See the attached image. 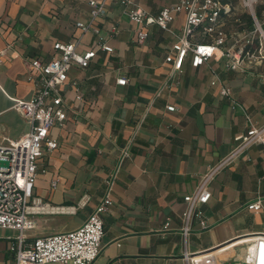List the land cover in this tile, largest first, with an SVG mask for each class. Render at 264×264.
<instances>
[{"label":"crops","instance_id":"crops-1","mask_svg":"<svg viewBox=\"0 0 264 264\" xmlns=\"http://www.w3.org/2000/svg\"><path fill=\"white\" fill-rule=\"evenodd\" d=\"M132 1L150 15L175 2ZM104 3L105 13L94 25L111 51H96L84 69H67V81L76 83L81 101L73 100L67 85L60 87L67 118L48 131L56 148L43 147L37 159L31 197L40 208L26 215L30 227L24 234L32 238L79 226L103 195V181L132 125L141 119L111 187V205L100 216L101 246L91 264H184V252L209 250L215 251V264H244L245 243L264 233L260 144H249L209 182L208 200L199 206L206 229L192 219L183 240L180 214L183 195L193 190L208 165L228 155L232 138L246 131L244 115L254 125L264 122V59L230 69L224 57L198 67H191L186 57L181 71L169 75L165 56L180 33L183 13L174 15L168 30L149 25L147 37L138 43L134 34L139 25L124 10L112 8L122 5L119 0ZM88 19L85 0H0V141L18 139L28 130L12 104L32 95L29 60L52 58L51 44L74 39V23ZM94 38L82 34L76 51L90 47ZM190 39L204 43L209 37L197 28ZM119 77L126 79L123 85L116 83ZM220 86L229 88L234 104L219 94ZM166 105L173 111H166ZM255 199L261 208L246 209ZM15 234L0 228V264H12L7 237Z\"/></svg>","mask_w":264,"mask_h":264},{"label":"built area","instance_id":"built-area-1","mask_svg":"<svg viewBox=\"0 0 264 264\" xmlns=\"http://www.w3.org/2000/svg\"><path fill=\"white\" fill-rule=\"evenodd\" d=\"M253 0H240L241 6L252 18V29L241 35H227L221 29L219 16L227 11L228 6L218 0H175L174 4L161 8L157 14L150 15L133 3L132 0H119L126 6L124 15L138 24L134 41L142 42L147 37V27L156 25L168 30L169 23L177 13H183L180 33L172 43L165 61L170 63L169 75L180 72L183 61L188 57L191 67H198L208 59L225 58V65L230 69H243L264 59V28L253 14ZM89 7V19L76 21L74 26L78 34L69 42L54 41L51 44L53 56L49 60L31 58L29 68L34 76L32 95L25 100L13 101L12 107L28 123V130L15 140L0 141V228L14 230L16 234L7 237V252L12 264H47L70 263L91 264L99 253L103 227L101 214L111 205L110 192L121 163L129 156V147L139 131L141 119L132 125L129 135L120 147L114 169L104 179V193L94 205L84 221L74 229L51 235L28 238L24 230L30 227L27 214L32 209H39L38 201L31 197V190L37 173V159L45 147L56 148L57 143L48 136L50 127L62 126L67 118L66 101L60 93V87L67 85L73 91V100L81 101L76 83L67 81V69L70 65L86 68L96 51L110 52L104 39L99 36L95 20L105 13L104 0H85ZM200 28L209 41L193 42L194 30ZM95 35L92 45L82 52L76 51L82 34ZM229 40V42H228ZM216 80V79H215ZM126 79L119 77L116 83L123 85ZM219 94L230 99V90L220 86ZM159 95V91L155 96ZM230 102H235L230 99ZM166 111H173V106L166 105ZM248 126L244 133L235 135L233 146L224 158L208 165L199 176L193 190L183 195V210L180 214L179 233L184 240L190 233V222L196 219L199 229L208 227L199 206L207 202L208 184L215 174L233 158L241 154L251 143L261 145L264 154V122L254 125L244 115ZM264 177V175H263ZM55 181L51 180V187ZM250 211H258L260 200L255 199L245 205ZM215 251L183 253L184 264H215ZM242 261L244 264H264V233L256 234L245 243Z\"/></svg>","mask_w":264,"mask_h":264},{"label":"trees","instance_id":"trees-1","mask_svg":"<svg viewBox=\"0 0 264 264\" xmlns=\"http://www.w3.org/2000/svg\"><path fill=\"white\" fill-rule=\"evenodd\" d=\"M218 1L222 5L228 6V10L227 11H221L220 16H219V22H221V29L223 31L225 30V28H224L225 22H227V20L229 18L231 20H234L235 21L234 25L237 26L238 31L234 32V35H237V33H239V32H240V34H243L252 28V18L250 17L249 14H247V13H245L244 15L237 14L234 11V7L231 5L230 0H218ZM263 12H264V3H261L255 7H253V14H254V17L257 21L262 19L261 14ZM208 41H209V39H208Z\"/></svg>","mask_w":264,"mask_h":264},{"label":"rangeland","instance_id":"rangeland-1","mask_svg":"<svg viewBox=\"0 0 264 264\" xmlns=\"http://www.w3.org/2000/svg\"><path fill=\"white\" fill-rule=\"evenodd\" d=\"M231 2V5L234 7V11L237 13V14H242L244 15L246 13V10L241 6V3H240V0H230ZM261 3H264V0H253L252 1V6L255 7ZM112 8H114L115 11H123L125 9H127L126 6H123V5H120V4H117V5H113ZM262 16V19L257 21L261 27L263 28L264 27V12L261 14ZM235 21L234 20H231L230 18L227 20V22H225V25H224V28L226 30V32L228 33H231V32H236L238 31L237 30V26L234 25ZM253 28V27H252Z\"/></svg>","mask_w":264,"mask_h":264},{"label":"water","instance_id":"water-1","mask_svg":"<svg viewBox=\"0 0 264 264\" xmlns=\"http://www.w3.org/2000/svg\"><path fill=\"white\" fill-rule=\"evenodd\" d=\"M0 164H3L4 166L7 165L6 161H0Z\"/></svg>","mask_w":264,"mask_h":264}]
</instances>
